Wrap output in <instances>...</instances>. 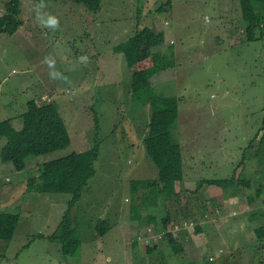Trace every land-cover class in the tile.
<instances>
[{
	"label": "rangeland",
	"instance_id": "1",
	"mask_svg": "<svg viewBox=\"0 0 264 264\" xmlns=\"http://www.w3.org/2000/svg\"><path fill=\"white\" fill-rule=\"evenodd\" d=\"M6 1L0 0V16ZM21 6L23 24L14 34L0 33V120L11 118L20 129L21 114L31 99L55 102L71 143L29 157L23 170L0 158V211L17 212L21 217L13 239H0V264H126V247L141 248L147 255L148 246L165 251L159 256L161 264L164 258L165 264L177 263L168 239L159 237L163 232L145 241L138 238L146 236L145 229L129 225V220L137 218L135 207H139L140 214L154 217L143 228L152 230L156 224L161 228L164 216L169 210L178 212L179 203L162 192L163 183H150L158 177V167L143 141L151 108L132 98L131 69L125 53L117 49L145 26L154 31L174 29V38L154 51L162 50L176 65L154 75L153 91L176 96L179 101L173 136L182 145L185 181L176 183L181 190L178 217L200 223L199 212L205 204L192 191L194 181L227 178L235 170L237 177L246 180L226 188L228 195L236 194L231 197L211 186L207 194L214 193L221 200L235 198L233 204L238 207L229 208L224 200L227 207L222 204L223 208L213 209L217 216L204 223V232H197L194 226L180 234L175 227L171 229L197 258L228 250L237 242L242 245L254 236L252 229L248 235L236 232L248 203L264 211V141H260L264 131V38L246 41L240 0H172L170 4L168 0H103L96 13L74 0H21ZM50 15L58 19V26L47 24ZM5 142L0 137V153ZM97 142L96 174L71 207L72 228L81 243L66 255L62 243L49 235L64 218L71 195L38 191L37 182L29 183V178L39 179L43 162L73 151L84 152ZM196 143L200 145L197 152ZM199 152L206 153L208 168L192 167V155ZM212 154L218 167L210 160ZM241 163L244 172L238 167ZM135 181L146 184L136 186ZM115 206L122 209L121 230L112 226ZM208 212L210 217L211 210ZM101 221L111 228L101 223L97 230ZM219 229L224 243L212 236H218ZM255 245L260 251L249 245L244 248L245 253L252 248L245 264L252 259L256 260L253 264H264V238H257ZM232 256V264H239L240 259ZM215 259L209 264H215ZM146 260V264L152 263Z\"/></svg>",
	"mask_w": 264,
	"mask_h": 264
},
{
	"label": "trees",
	"instance_id": "2",
	"mask_svg": "<svg viewBox=\"0 0 264 264\" xmlns=\"http://www.w3.org/2000/svg\"><path fill=\"white\" fill-rule=\"evenodd\" d=\"M45 2L46 0H37ZM84 5L95 13L101 10L103 0H74ZM172 0H168L170 4ZM242 18L245 25L246 41L251 42L264 38V0H240ZM22 12L21 0H7L5 9L0 16V33L14 34L23 24L20 18ZM165 42L163 31H154L150 26L138 30L135 35L122 42L117 49L125 53L127 65L131 69V92L132 98L143 101L150 105L151 119L148 122V133L143 139L148 156L158 167V177L151 180V185L163 183L162 192L168 198L178 203V212L170 211L162 219V227L156 224L150 233L163 232L161 240L168 239L175 255L185 253L184 244L171 228L183 220L179 218L180 193L176 189V183L184 184V155L182 145L173 136V129L177 126L179 119V101L176 96H162L153 91L151 77L159 71L176 65L174 58H168L161 50L154 51ZM23 126L17 129L11 118L0 120V137L6 139L1 149L0 158L2 162H11L18 170L27 167L28 158L47 154L59 149L66 148L71 143L70 133L64 117L55 102L38 103L36 99L28 102L27 110L21 114ZM99 127L98 118H96ZM264 129V127L262 128ZM260 141H264L262 134ZM100 154V144L97 142L93 147L84 152L73 151L68 155L43 162L40 167V177L29 178V183L37 182L35 187L41 192L69 193L68 209L58 228L49 238L57 239L62 243L64 254H69L81 243L72 228L73 207L82 197L84 188L90 179L96 174L95 161ZM39 182V183H38ZM246 182L245 179L234 175L227 178H203L196 181V193L203 185H217L225 187L236 183ZM146 184V182L135 181L134 185ZM31 185V184H28ZM176 207V208H177ZM136 208L134 216L139 223L141 218L139 207ZM208 207L199 212V219L208 217ZM183 217H185L183 215ZM21 217L17 212L0 211V239L11 240ZM147 221H154L150 216ZM142 222V221H141ZM102 224L109 230L107 221H101L96 229L100 230ZM199 224V223H198ZM195 227L197 232L202 227ZM186 230V229H185ZM148 233V232H147ZM182 233V232H181ZM259 240L264 238V225L256 229ZM148 246V250H151ZM209 262L211 260H208ZM213 261V260H212Z\"/></svg>",
	"mask_w": 264,
	"mask_h": 264
},
{
	"label": "crops",
	"instance_id": "3",
	"mask_svg": "<svg viewBox=\"0 0 264 264\" xmlns=\"http://www.w3.org/2000/svg\"><path fill=\"white\" fill-rule=\"evenodd\" d=\"M162 31H164V33H165V42L164 43H166L168 40H170V39L172 40L174 38V29L172 27H170V28L166 27V28L162 29ZM155 79L156 78L153 75L152 78H151V82H152V85H154V86H155V83H154ZM13 121H14V119H13ZM218 125L221 126V124H218ZM262 134H264V131H261V136H262ZM261 136H260V138H261ZM220 146L222 147V145H220ZM221 147H215V148H221ZM215 148H213V149H215ZM199 150H200V145L198 146V144L196 143L195 152H197ZM205 154L206 153L203 154V152L202 153L199 152V153H194L192 155V157L195 159L194 163H193V166H192L194 169H199L200 167L206 168L208 166V164H207V162L205 160ZM217 156L219 158L220 154L218 153ZM216 159H217V157L214 154H212L210 156V160L213 161V163H214L213 166L217 165L216 161H215ZM216 167H218V166H216ZM238 167L241 169V172H244L245 165L243 163H241ZM193 183H194V185L197 186L196 181H194ZM234 184H236V183H234ZM231 185H233V184H231ZM211 186L219 187V189H221V191H223V194L225 195V194H227L226 193V188H228L230 185L225 186V187H221V186H217V185L205 184L195 193V194H198V195L202 196L201 199L203 201V204H205L203 208L208 207V210L206 212H208L209 209L211 210V216L210 217L208 215V217L202 218L199 221L200 222L199 225L202 227V230H203L202 232H204V230H205V227H204L205 224L204 223L208 222V220H210V221L213 220L217 216L216 212L213 210L214 208H217V209L223 208L222 204H226L224 202V200L227 201L229 208H233L234 207L233 205H235L233 203L237 200L235 198L229 200V199H226V197L223 198V200H221V198L216 197L214 193L207 194V192L209 190H211ZM195 189L196 188H194L193 190H195ZM260 192H262V191H259V193ZM235 195L236 194H231V195L227 194V197H231V196H235ZM240 198L241 197H239L238 199H240ZM226 207H227V204H226ZM235 207H238V204H236ZM247 207H248V210L244 209L243 210V216L240 217V219H239L240 228L236 232L237 234L239 232L242 235H248V232L252 229L253 232H254V236L251 237L247 242L243 243L242 245H240V242H237L238 243V244H236L237 246L230 247L228 250H223L222 249V251H221V249H220L219 251H217V253L216 252H211L208 256L207 255L205 256L203 254V256L201 258L195 257L196 254L194 252L190 253L188 248H187V245L184 244L185 253L182 254V255H174V257L177 259V263H174V264H209V262H208L209 259L208 258L211 257V256H215L216 257L215 264H218V263L219 264H232L233 263V256L232 255H236L237 259H240L239 260L240 261L239 264H241V263L245 264V258H247V256L252 254V248H254L255 250H259L260 251L261 247H257L255 245L256 242H257V238H258L257 234H256V229L258 227L264 225V211L261 209V207H256L252 203H248ZM115 208L113 209V213H114L113 220H114V223L112 222V226L114 224H116L115 226L118 225L117 227L121 230V225L123 224V222H121V218L123 217L122 209L118 208L117 206H115ZM146 214H143V213L141 214V218H143V220L142 219L140 220V218H138L139 219V223H137L136 220H131V221L129 220V225L135 226L138 229H141L142 231L145 229L144 234H147V232H149V230H146V229L149 226H147L145 228H143V227L147 225V220H148V218L151 215L146 216ZM154 215H155V213H154ZM141 230H139V231H141ZM221 230L222 229H219L218 231L215 232V233L218 234V236L215 235V234H212V236L220 237L219 238V243H222V242L224 243L225 240H220L221 239ZM182 231L183 230L179 231V234ZM230 232L233 234L234 230L231 229ZM238 236L240 238H242L240 235H238ZM136 238H137V236L133 237L134 240ZM247 245L251 246L252 248L249 249L245 253V249L244 248ZM159 247L160 246H158V247L153 246L151 250H146L147 255L143 254V251H142L141 248H139V249L131 248V250H129L128 247H126V252L125 253H126V258L128 259V263H126V264H143V263L146 264V263H149V261L146 260V259H150L152 263L156 262L155 264H161L159 262V260H160L159 256H164V252L165 251L162 250ZM153 248H155V249H153ZM201 249L202 248H199V251H201ZM204 249L206 250L205 247H204ZM262 249H264V248H262ZM238 251L239 252L241 251V253L238 254ZM149 254L153 255V258H150ZM177 256H178V258H177ZM239 256H240V258H239ZM205 257L207 258V260L205 259ZM202 258L204 260V263H200V260ZM254 262H256V260L252 259L251 260V264H253ZM152 263H150V264H152ZM162 264H165V258L163 259Z\"/></svg>",
	"mask_w": 264,
	"mask_h": 264
},
{
	"label": "built area",
	"instance_id": "4",
	"mask_svg": "<svg viewBox=\"0 0 264 264\" xmlns=\"http://www.w3.org/2000/svg\"><path fill=\"white\" fill-rule=\"evenodd\" d=\"M197 223L194 220H183L181 223L175 224L174 227L177 229V231L183 230L185 228H189L191 226H194V228L196 227ZM146 236H139V239H144L145 241L149 240V237H155L154 233H150L148 232L147 234H145ZM149 236V237H148ZM159 237H161V235L159 234ZM215 257L211 256L210 260H214Z\"/></svg>",
	"mask_w": 264,
	"mask_h": 264
},
{
	"label": "clouds",
	"instance_id": "5",
	"mask_svg": "<svg viewBox=\"0 0 264 264\" xmlns=\"http://www.w3.org/2000/svg\"><path fill=\"white\" fill-rule=\"evenodd\" d=\"M40 6H42V5H40ZM40 6H37L38 8L40 7ZM47 24L48 25H54V26H58V19L55 17V16H49L48 17V20H47ZM215 257V256H214ZM209 259H210V257H209ZM212 261V260H211Z\"/></svg>",
	"mask_w": 264,
	"mask_h": 264
}]
</instances>
